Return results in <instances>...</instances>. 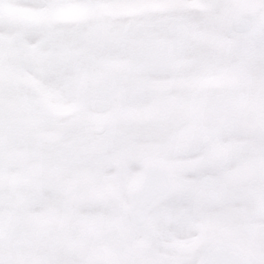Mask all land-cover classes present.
Instances as JSON below:
<instances>
[{
  "label": "snow or ice",
  "instance_id": "1",
  "mask_svg": "<svg viewBox=\"0 0 264 264\" xmlns=\"http://www.w3.org/2000/svg\"><path fill=\"white\" fill-rule=\"evenodd\" d=\"M0 264H264V0H0Z\"/></svg>",
  "mask_w": 264,
  "mask_h": 264
}]
</instances>
